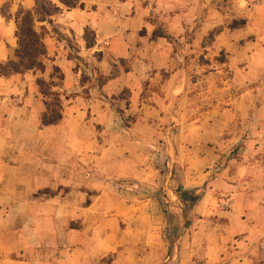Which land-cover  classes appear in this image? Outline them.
<instances>
[{"label": "crops", "instance_id": "crops-1", "mask_svg": "<svg viewBox=\"0 0 264 264\" xmlns=\"http://www.w3.org/2000/svg\"><path fill=\"white\" fill-rule=\"evenodd\" d=\"M33 3L22 0L27 8ZM104 11L102 6L66 9L55 18L65 36L51 33L45 39V71L0 77V127L36 131L39 91L31 80L50 79L59 67L68 103L65 139L71 148L75 141L80 149L97 151L99 169L128 180L136 190L126 205L128 229L112 240L118 262L264 264V104L250 106L247 89L229 101L218 99L212 73L200 72L193 80L185 64L179 66L181 56L174 57L161 39L146 41L143 58L130 61L136 29L108 22ZM89 28L96 33L93 47L85 38ZM16 29L0 14V63L13 58ZM69 34L78 50L71 48ZM99 53L104 54L100 59ZM122 61L131 63L126 68ZM83 75L90 78L85 81ZM240 79L248 77L241 73ZM125 91L127 98L121 96ZM159 141L165 148L156 152ZM7 142L5 129L3 152ZM137 187H170L174 197L166 199L164 210L157 198L137 193ZM227 200L232 205L224 209ZM5 227L0 224V254L9 243ZM100 246L104 255L105 241Z\"/></svg>", "mask_w": 264, "mask_h": 264}, {"label": "rangeland", "instance_id": "rangeland-1", "mask_svg": "<svg viewBox=\"0 0 264 264\" xmlns=\"http://www.w3.org/2000/svg\"><path fill=\"white\" fill-rule=\"evenodd\" d=\"M32 1L33 6L27 8L22 0H0V14L17 27L18 13L35 9L38 0ZM94 1V5L86 3L84 8L91 11L102 6L108 22L126 23L136 29L138 40L130 61L143 58L146 41L161 39L170 44L167 46L174 57L181 56L178 64H185L193 80L200 72L212 73L218 99L229 101L234 94L238 97L241 89H247L250 106L264 104V0ZM66 9L63 7V12ZM58 16L36 22L44 43L51 33L65 36L57 28ZM86 33L94 43L95 31L89 28ZM68 36L73 51L78 50L76 38ZM103 55L95 56L100 59ZM126 62L122 61L127 68ZM86 63L89 68L90 63ZM93 68L91 71L97 73V67ZM241 73L247 81H241ZM58 76L55 73L59 83ZM38 78L31 80L39 91L40 124L36 131L15 125L0 127V137L6 129L8 139L5 152L0 145V224L6 225L3 235L9 239L8 248L0 254V264H125L118 262V254L113 253L112 240L128 229L126 205L134 201L136 190L128 186V180L100 170L94 159L97 151L80 149L75 141L71 148L65 139L68 103L60 88L53 90L63 95L64 118L61 125L51 127L53 130L44 127L42 115L53 96L43 94ZM83 78L86 81L90 76ZM45 80L50 82L51 78ZM127 95L125 91L121 96ZM153 148L161 151L165 144L159 141ZM140 189L137 187V193L154 196L164 210L166 199L179 192L178 184L173 194L170 187ZM157 226L161 228V224ZM104 241L106 253L101 255L100 244Z\"/></svg>", "mask_w": 264, "mask_h": 264}, {"label": "trees", "instance_id": "trees-1", "mask_svg": "<svg viewBox=\"0 0 264 264\" xmlns=\"http://www.w3.org/2000/svg\"><path fill=\"white\" fill-rule=\"evenodd\" d=\"M68 9L84 8V0H38L34 10L20 11L16 17L18 46L14 57L5 63H0V77L12 74H24L30 70L45 71L43 61L46 55V46L43 35L38 31L36 22L51 21L52 17L63 12V7ZM42 29H45L42 26ZM87 32V31H86ZM87 46L93 47L94 43L87 39ZM55 73L59 83L56 81ZM64 80V74L59 67L54 68L51 81L38 78V84L44 90L45 96H53L52 102H46V111L42 115V124L45 126L59 124L63 116V100L60 90Z\"/></svg>", "mask_w": 264, "mask_h": 264}, {"label": "built area", "instance_id": "built-area-1", "mask_svg": "<svg viewBox=\"0 0 264 264\" xmlns=\"http://www.w3.org/2000/svg\"><path fill=\"white\" fill-rule=\"evenodd\" d=\"M231 205H232V201L231 200H227V201H225V202H223L221 204L222 208H224V209L230 208Z\"/></svg>", "mask_w": 264, "mask_h": 264}]
</instances>
